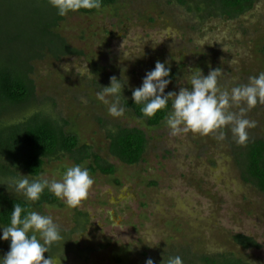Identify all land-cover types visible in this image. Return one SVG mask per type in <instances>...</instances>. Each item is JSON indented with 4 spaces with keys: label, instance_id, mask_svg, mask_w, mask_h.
Segmentation results:
<instances>
[{
    "label": "rangeland",
    "instance_id": "obj_1",
    "mask_svg": "<svg viewBox=\"0 0 264 264\" xmlns=\"http://www.w3.org/2000/svg\"><path fill=\"white\" fill-rule=\"evenodd\" d=\"M21 6H0V25L16 28L11 31H19L28 42L34 7ZM58 31L77 52L34 58L29 74L35 86L32 101L3 114L0 122L14 123L40 112L76 133L115 170L111 175L91 174L95 182L89 195L75 208L60 199L28 201L31 210L51 215L63 236L45 258L50 255L61 264H145L151 257L162 264L179 255L183 264H204L205 257L264 264V192L242 176L244 144L236 143L230 127L223 129V141L215 134L173 136L164 120L148 125L129 104L133 88L157 60L171 68L165 93L190 87L189 68L207 75L220 67L224 72L219 84L229 90L264 71V0H252L233 15L221 12L212 0H117L92 14L69 12ZM199 40L206 44L201 46ZM112 76L125 82L127 106L120 117L111 116L96 97ZM240 106L230 110L238 112ZM246 116L256 121L247 129L248 141L264 138V104ZM118 127L145 132L138 162L124 163L109 152L110 134ZM72 164H77L72 155L59 152L45 159L41 173L60 179ZM41 173L30 175L17 168L0 172V196L24 198L16 192L14 178ZM236 234L251 236L257 245L242 246ZM9 245V240H0V256Z\"/></svg>",
    "mask_w": 264,
    "mask_h": 264
},
{
    "label": "clouds",
    "instance_id": "obj_2",
    "mask_svg": "<svg viewBox=\"0 0 264 264\" xmlns=\"http://www.w3.org/2000/svg\"><path fill=\"white\" fill-rule=\"evenodd\" d=\"M49 3L56 9L57 15L66 16L80 9H100L103 0H49ZM197 43L201 46L206 44L204 40ZM222 48L228 51L227 45ZM231 62L238 63L235 58ZM166 63L157 60L154 68L146 71L141 85L132 90L133 102L141 105L142 114L153 117L158 110L167 109L164 123L173 136L188 132L205 136L215 134L218 141H223L226 137L223 129L230 127L236 143L246 144L247 129L256 126V121L248 119L246 113L258 103L264 104V71L249 76L247 83L237 84L229 90L219 84L224 72L220 67L211 68L207 75L198 67V71L189 68L186 82L190 87L181 86L178 91L165 93L171 82L168 78L171 68L166 67ZM124 83L121 78L112 76L109 85L100 86L96 93L97 99L107 105V111L113 117L123 116L126 110L127 97L122 94ZM242 104L245 106H240ZM233 105L240 106L238 112L230 110ZM94 182L89 169L80 164L66 166L60 179H50L41 173L35 178L20 174L13 180L16 192L27 201H38L47 189L73 208L87 199ZM0 229V240L10 241L9 250L0 256V264H61L60 259L44 256L54 243L63 240L59 226L51 215L28 210L15 202L10 223L0 226ZM145 264L155 262L149 257ZM162 264H183V259L179 255L169 256L163 259Z\"/></svg>",
    "mask_w": 264,
    "mask_h": 264
},
{
    "label": "trees",
    "instance_id": "obj_3",
    "mask_svg": "<svg viewBox=\"0 0 264 264\" xmlns=\"http://www.w3.org/2000/svg\"><path fill=\"white\" fill-rule=\"evenodd\" d=\"M116 2L117 0H103L100 9H80L76 12L92 14ZM251 2L252 0H212V4L227 15L241 13ZM24 3L34 7L35 20L26 35L29 44L19 31H11L16 28L0 25V116L32 101L35 86L29 74L34 58L47 52L55 57L77 52L59 33V22L63 16L57 15L49 0H0V6L8 5L15 9H21ZM17 45L21 50H16ZM12 49L16 52H12ZM129 104L132 113L148 125L159 124L167 112V109L158 110L155 116L146 117L140 111L141 105L134 104L133 99ZM170 107L169 104V109ZM145 146L146 136L142 129L118 127L110 134L108 150L120 161L133 164L142 158ZM59 152L72 155L77 164L90 160L87 165L90 174L96 171L110 175L114 173V165L92 152L88 144L81 143L76 133L66 130L63 124L40 112L14 123L0 122V172L17 168L30 175H38L45 159ZM240 161L244 179L264 192V138H255L244 144L240 151ZM38 201L55 203L58 198L45 189ZM15 202L31 210L30 203L24 198L1 195L0 224L6 226L10 223V213ZM234 239L242 246L257 245L251 236L236 234ZM204 261V264H248L233 257H205Z\"/></svg>",
    "mask_w": 264,
    "mask_h": 264
}]
</instances>
